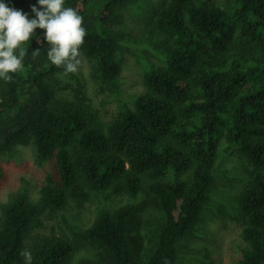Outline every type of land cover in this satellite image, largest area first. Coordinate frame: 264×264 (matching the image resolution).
Segmentation results:
<instances>
[{
	"label": "trees",
	"instance_id": "16d2710c",
	"mask_svg": "<svg viewBox=\"0 0 264 264\" xmlns=\"http://www.w3.org/2000/svg\"><path fill=\"white\" fill-rule=\"evenodd\" d=\"M139 0H65L83 17L81 59L92 77L117 87L119 34L108 28L118 7ZM21 12L38 0H0ZM146 24L166 45V67L146 71L144 92L123 104L105 127L85 92L48 59L35 29L22 69L0 79V154L32 144L39 161L54 156L57 178L40 201L19 193L2 208L0 264H68L73 243L46 236L26 248L41 204L82 206L92 193L146 192L161 214L147 253L140 236L143 207L101 209L85 231L95 258L83 264H175L213 185L219 141L236 146L250 166L238 196L245 243L239 264H264V0H158ZM40 49L33 57V50ZM20 49L15 50L19 55ZM65 90H74L72 95ZM169 171L187 179L166 180Z\"/></svg>",
	"mask_w": 264,
	"mask_h": 264
},
{
	"label": "rangeland",
	"instance_id": "374dc122",
	"mask_svg": "<svg viewBox=\"0 0 264 264\" xmlns=\"http://www.w3.org/2000/svg\"><path fill=\"white\" fill-rule=\"evenodd\" d=\"M157 2L139 0L118 7L115 17L108 22V28L115 30L121 38L116 49L120 64L116 88L92 77L91 63L85 58L81 59L77 73L65 75L64 79L74 88L79 81L95 114L94 120L103 127L116 116L123 104L131 106L133 99L144 92L142 78L146 71L166 67V45L146 24L149 11ZM31 8L22 12L29 20L36 18ZM65 93L72 95L74 90H65ZM249 171L250 166L237 147L221 139L207 202L192 232L181 242L175 264H239L243 259L246 245L240 236L242 221L237 205ZM188 176V173L176 175L169 171L166 180L187 179ZM56 178L54 156L39 161L32 144H20L12 151L0 154V224L2 208L14 195L25 193L29 199L39 202L41 188L51 185L50 179ZM126 204L143 207L139 237L143 251L147 253L156 238L161 214L155 200L144 191L134 196L92 193L82 206L69 200L62 209L41 204L38 220L26 239V248L31 249L46 236L62 237L75 246L68 264H83L94 259L97 253V249L85 241V231L98 211L103 208L113 211Z\"/></svg>",
	"mask_w": 264,
	"mask_h": 264
},
{
	"label": "clouds",
	"instance_id": "9594fccd",
	"mask_svg": "<svg viewBox=\"0 0 264 264\" xmlns=\"http://www.w3.org/2000/svg\"><path fill=\"white\" fill-rule=\"evenodd\" d=\"M65 0H38L40 9L32 6L35 19L29 20L27 14L9 8L0 2V79L13 82L15 73L22 69V61L27 54L24 44L30 43L34 30L44 31V39L51 47L48 59L57 67L63 66L64 74H75L81 65L80 46L84 43L85 29L83 17L73 8L64 7ZM20 49L19 55L15 50ZM40 49L33 50V57L38 56ZM24 264H32L33 254L29 250L20 253Z\"/></svg>",
	"mask_w": 264,
	"mask_h": 264
}]
</instances>
